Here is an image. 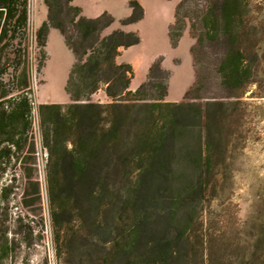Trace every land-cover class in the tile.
<instances>
[{
	"label": "trees",
	"instance_id": "1",
	"mask_svg": "<svg viewBox=\"0 0 264 264\" xmlns=\"http://www.w3.org/2000/svg\"><path fill=\"white\" fill-rule=\"evenodd\" d=\"M43 1L46 19L35 32L37 69L44 64L48 31L56 28L74 55L65 85L70 102L35 104L29 0H0V262L16 235L25 242L33 235L20 211L15 236L5 231L1 241V203L17 194L22 208L41 217L36 110L47 152L44 182L57 264H223L212 252L203 204L227 151L228 106L240 109L249 84L257 88L251 97H264V0L196 4L189 17L194 88L205 83L206 67L198 60L204 53L220 88L234 99L207 97L203 103L165 100L169 73L160 59L131 89V65L116 57L138 43V35L121 29L104 35L114 21L107 11L86 17L72 0ZM189 1L175 7L168 29L172 45L184 30L179 13ZM129 6L122 21L142 19L138 0ZM101 88L108 100L91 101ZM256 253L254 248L247 264H264V246Z\"/></svg>",
	"mask_w": 264,
	"mask_h": 264
},
{
	"label": "rangeland",
	"instance_id": "2",
	"mask_svg": "<svg viewBox=\"0 0 264 264\" xmlns=\"http://www.w3.org/2000/svg\"><path fill=\"white\" fill-rule=\"evenodd\" d=\"M180 0H138L143 8L139 21L124 23L130 15L129 0H87L83 2L90 12L107 11L114 21L103 30L108 34L115 29L135 32L139 42L121 48L116 57L118 63L131 65L133 76L129 87L135 89L146 78L149 66L160 59L161 66L169 73L167 101L204 102L207 97L234 100L220 88L216 74L210 65L212 59L204 53L198 54L199 63L204 65V85L195 89L197 70L191 54L195 43L190 29L189 17L195 16L196 4L202 0H190L181 8L179 16L184 18L185 27L176 45H172L168 29L174 23V12ZM31 38V81L34 102L68 103L70 97L65 85L74 55L56 28L48 31L43 66L38 70L41 57L35 32L46 19L47 8L43 0H29ZM197 64V63H196ZM194 88V89H193ZM256 85L249 84L241 99L240 109L228 106L223 132L228 136V145L223 162L211 178L210 188L203 204L202 219L207 233L212 236V252L220 255L223 264H247L251 253L264 246V97H251ZM264 90L261 83L260 91ZM91 101L106 102L103 89L90 96ZM38 116L34 112L33 136L37 147V176L42 186L41 217L26 211L19 204L17 194H11L8 204L1 203V241L4 232L13 237L16 231L14 218L22 211L27 215L33 235L26 242L15 237L7 257L0 264H57L52 247L48 205L45 191V163L47 152L40 143ZM43 218V222L42 219ZM40 232V233H39ZM38 233L41 234L38 238ZM2 247V246H1ZM2 255V254H1ZM214 256V255H213ZM252 264H263L251 260Z\"/></svg>",
	"mask_w": 264,
	"mask_h": 264
},
{
	"label": "crops",
	"instance_id": "3",
	"mask_svg": "<svg viewBox=\"0 0 264 264\" xmlns=\"http://www.w3.org/2000/svg\"><path fill=\"white\" fill-rule=\"evenodd\" d=\"M84 1L86 2L87 0H72V4L79 6L81 8L82 14L85 15L86 17H96L100 13H102L101 11H99V12L96 11L95 13L87 11V9H85L86 8L85 5H83Z\"/></svg>",
	"mask_w": 264,
	"mask_h": 264
}]
</instances>
